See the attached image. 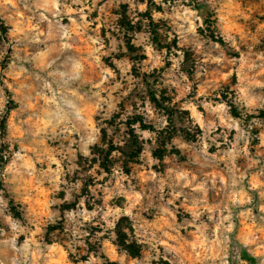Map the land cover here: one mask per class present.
Segmentation results:
<instances>
[{"label":"clouds","instance_id":"clouds-1","mask_svg":"<svg viewBox=\"0 0 264 264\" xmlns=\"http://www.w3.org/2000/svg\"><path fill=\"white\" fill-rule=\"evenodd\" d=\"M0 264H264V0H0Z\"/></svg>","mask_w":264,"mask_h":264}]
</instances>
